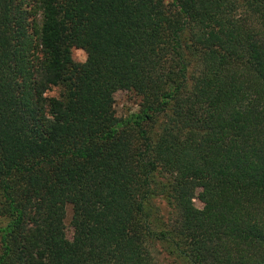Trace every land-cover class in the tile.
<instances>
[{
	"label": "trees",
	"instance_id": "obj_1",
	"mask_svg": "<svg viewBox=\"0 0 264 264\" xmlns=\"http://www.w3.org/2000/svg\"><path fill=\"white\" fill-rule=\"evenodd\" d=\"M156 246L264 264V0H0V264Z\"/></svg>",
	"mask_w": 264,
	"mask_h": 264
},
{
	"label": "rangeland",
	"instance_id": "obj_2",
	"mask_svg": "<svg viewBox=\"0 0 264 264\" xmlns=\"http://www.w3.org/2000/svg\"><path fill=\"white\" fill-rule=\"evenodd\" d=\"M72 56L76 61H84L86 58L85 52L80 48L72 49ZM59 93V88L52 87L47 91V95L57 96ZM113 104L118 116H123L127 114L129 111L136 110L138 108L137 103L139 101L138 97L131 90H117L112 94ZM154 203L158 205L159 213L162 215L164 219L167 218V214L170 211L169 207L164 203L162 199L156 198ZM194 204L197 207H201L202 203L195 198ZM71 207L68 205L66 207V216H65V225H66V235L69 240H73L75 237L74 230L70 226V217H71ZM156 257L160 261L161 264H175L172 262L171 258L166 255L162 250L156 246ZM180 264V263H177Z\"/></svg>",
	"mask_w": 264,
	"mask_h": 264
}]
</instances>
